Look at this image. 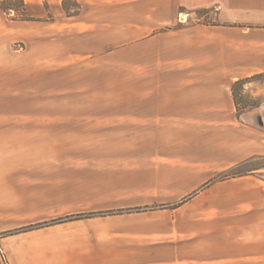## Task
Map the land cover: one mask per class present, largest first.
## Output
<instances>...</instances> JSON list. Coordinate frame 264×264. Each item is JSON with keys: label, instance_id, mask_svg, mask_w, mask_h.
Listing matches in <instances>:
<instances>
[{"label": "rangeland", "instance_id": "1", "mask_svg": "<svg viewBox=\"0 0 264 264\" xmlns=\"http://www.w3.org/2000/svg\"><path fill=\"white\" fill-rule=\"evenodd\" d=\"M261 42L264 0H0V166L114 162L119 203L136 206L95 217L181 208L194 236L137 256L264 264V149L251 147L264 148ZM171 94L178 122L164 117Z\"/></svg>", "mask_w": 264, "mask_h": 264}, {"label": "crops", "instance_id": "2", "mask_svg": "<svg viewBox=\"0 0 264 264\" xmlns=\"http://www.w3.org/2000/svg\"><path fill=\"white\" fill-rule=\"evenodd\" d=\"M256 61L257 72L263 73L264 52H257ZM172 95L162 98L164 117L178 122L184 119L185 104L182 97ZM191 102L185 108L197 111L199 99L193 98ZM235 147L232 165L247 158L249 144L245 141ZM251 147L258 155L264 149L258 143ZM117 172L114 162L106 167L0 166V264H151L133 250L143 251L154 245L162 248L170 243L176 251L179 243L194 237L178 228L177 223L183 220L181 208L158 216L144 213L95 217L106 209L136 206L125 204L127 200L119 203ZM84 213L94 214L93 218L3 235ZM74 241L81 244L71 246Z\"/></svg>", "mask_w": 264, "mask_h": 264}, {"label": "trees", "instance_id": "3", "mask_svg": "<svg viewBox=\"0 0 264 264\" xmlns=\"http://www.w3.org/2000/svg\"><path fill=\"white\" fill-rule=\"evenodd\" d=\"M235 84H237V83H235ZM83 217H90V216L86 215V216H83ZM80 218H82V216H72V217H67V218H64V219L60 218V219L53 220L50 223L39 224L36 227H30V228L22 229L20 231H17L16 233H24V232H28V231L35 230V229H41L43 227H47V226H51V225L61 224V223H64L66 221H71V220H76V219L78 220Z\"/></svg>", "mask_w": 264, "mask_h": 264}, {"label": "water", "instance_id": "4", "mask_svg": "<svg viewBox=\"0 0 264 264\" xmlns=\"http://www.w3.org/2000/svg\"><path fill=\"white\" fill-rule=\"evenodd\" d=\"M261 117L264 118V109H263L262 111H260V109H259L258 114L255 115V119L257 120L258 124H259L260 126H263V122H262V120H261ZM261 177L264 179V173H263V175H262Z\"/></svg>", "mask_w": 264, "mask_h": 264}, {"label": "bare ground", "instance_id": "5", "mask_svg": "<svg viewBox=\"0 0 264 264\" xmlns=\"http://www.w3.org/2000/svg\"><path fill=\"white\" fill-rule=\"evenodd\" d=\"M264 109V107L263 108H261L260 109V111H262ZM254 114H255V112H254ZM246 116V115H245ZM252 116H253V114H252ZM261 120H262V122H263V127H264V118L263 117H261Z\"/></svg>", "mask_w": 264, "mask_h": 264}]
</instances>
